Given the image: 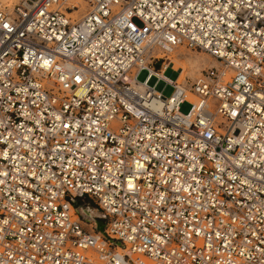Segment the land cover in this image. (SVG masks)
Returning a JSON list of instances; mask_svg holds the SVG:
<instances>
[{
  "label": "built area",
  "instance_id": "2783aa9c",
  "mask_svg": "<svg viewBox=\"0 0 264 264\" xmlns=\"http://www.w3.org/2000/svg\"><path fill=\"white\" fill-rule=\"evenodd\" d=\"M87 2L0 0V264H264V0Z\"/></svg>",
  "mask_w": 264,
  "mask_h": 264
},
{
  "label": "rangeland",
  "instance_id": "374dc122",
  "mask_svg": "<svg viewBox=\"0 0 264 264\" xmlns=\"http://www.w3.org/2000/svg\"><path fill=\"white\" fill-rule=\"evenodd\" d=\"M70 2H71V0H69V3ZM81 2L82 1L80 0V3ZM79 5H80L81 9L73 15L75 17H80L81 14L85 13L88 10V5L86 3L79 4ZM180 52L183 53V55L181 57L182 60H179L178 62H181L182 64H184L186 66L185 79L187 81H190V82L193 81L199 75V73L201 72V70L203 68L217 65L215 63L217 61L210 54L203 52L201 50H191V49H188L186 47H181ZM171 59H172V61L175 62L174 56H171ZM147 75H148V71L142 70L138 75V79L140 81H144L146 79ZM165 75L171 79H175L178 75V72L169 68L168 70H166ZM186 80H184V81H186ZM150 84L151 85L156 84V89L158 91L163 92V94L167 97L171 96L173 93V90H174V88L171 85L167 84L163 80L158 81V79L156 77H153L150 80ZM190 109H191V104L189 102H184L180 107V110L183 113H188L190 111ZM79 203L83 206L85 213H86V210H88V209H92L95 212V218H91L90 216L87 215V219H88L87 221L88 222L94 221L95 219H96V221H98V220L103 221L102 220V212L94 201H92L91 199L85 198V199L80 200Z\"/></svg>",
  "mask_w": 264,
  "mask_h": 264
},
{
  "label": "bare ground",
  "instance_id": "6f19581e",
  "mask_svg": "<svg viewBox=\"0 0 264 264\" xmlns=\"http://www.w3.org/2000/svg\"><path fill=\"white\" fill-rule=\"evenodd\" d=\"M1 1H3V2H5V3H10L11 5L12 4H14V3H16L17 2V0H1ZM82 2L80 3V0H71V2H70V4H73V5H75V4H84V3H86L87 5H88V2H87V0H81ZM182 55H183V53H181L180 52V48L177 50V51H175V53L173 54V55H171V56H174V58H175V62L174 61H172V62H174V63H176L175 64V68H179L180 69V77H179V81H184V80H186L185 79V72H186V66L184 65V64H182L181 62H178L179 60H182ZM216 60V59H215ZM195 61V60H194ZM217 61V60H216ZM199 63V62H198ZM217 65H219V63L218 62H215ZM196 65V64H195ZM199 66V65H198ZM195 67V66H194ZM185 70V71H184ZM85 213V212H84ZM87 213V214H86ZM86 213H85V215H86V217H87V215L88 216H90L91 218H95V212L92 210V209H88V210H86ZM96 220V219H95ZM97 227H98V225H97Z\"/></svg>",
  "mask_w": 264,
  "mask_h": 264
},
{
  "label": "water",
  "instance_id": "95a60500",
  "mask_svg": "<svg viewBox=\"0 0 264 264\" xmlns=\"http://www.w3.org/2000/svg\"><path fill=\"white\" fill-rule=\"evenodd\" d=\"M98 224V230L104 232V223L101 220L97 221Z\"/></svg>",
  "mask_w": 264,
  "mask_h": 264
}]
</instances>
